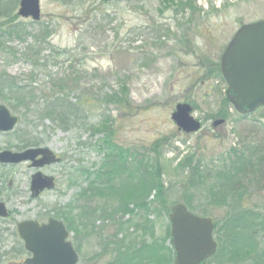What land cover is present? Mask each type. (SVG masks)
Listing matches in <instances>:
<instances>
[{"label": "rangeland", "instance_id": "rangeland-1", "mask_svg": "<svg viewBox=\"0 0 264 264\" xmlns=\"http://www.w3.org/2000/svg\"><path fill=\"white\" fill-rule=\"evenodd\" d=\"M41 1L43 15L38 22L16 13L18 1L13 17L17 15L14 23L21 32L4 33L0 38V73L15 77L22 86L33 84L36 89L49 88L50 76L58 79L74 73L78 83H69L66 93L74 102L84 99L89 120L99 123L107 117L119 145L152 164L160 160L164 166L163 198L170 209L183 198H190L182 170L176 171L184 157L195 154L194 161H203L214 173L228 165L233 148L244 150L258 145L264 149V108L241 116L225 101L227 83L219 75L221 55L234 34L243 24L264 19V0H195L194 9L185 10L180 0ZM123 88L128 98L125 106L104 101L106 95L121 93ZM6 94L11 104L1 94L0 104L9 108L19 123L12 131H0V151L24 150L30 139H44L38 146L56 151L63 162L42 168V172L56 176L57 185L33 200L30 181L37 169L30 166L31 162L0 163V201L13 212L8 219H0V264L24 259L18 222H45L58 217L69 227L65 212L72 206L76 215L82 205L90 206V212L96 214L91 215L88 229L85 226L79 233L71 230L69 239L80 255L78 264H106L113 257L110 240L116 235L125 239L140 233L129 223V215L115 218L126 223L120 231L112 218L99 217L100 209L108 208L110 201L99 196L88 201L80 197L105 159V152L100 151L104 134L79 127L70 131L55 128L42 109L29 110L22 97L19 101L10 92ZM179 102L195 107V115L204 122L200 132L188 135L178 130L171 115ZM221 117L227 122L214 128L212 121ZM85 169L88 174H83ZM156 196L154 190L149 199L155 203ZM195 197V204L205 205L214 220L224 222L231 211L230 207H211L202 195ZM241 206L264 213V187L251 192ZM138 213V218L146 215L143 210ZM160 214L150 215L156 223L157 239H163L170 224L169 214ZM217 234L214 232L215 239ZM259 240L263 249V233ZM213 264L251 262H221L217 257Z\"/></svg>", "mask_w": 264, "mask_h": 264}, {"label": "trees", "instance_id": "trees-1", "mask_svg": "<svg viewBox=\"0 0 264 264\" xmlns=\"http://www.w3.org/2000/svg\"><path fill=\"white\" fill-rule=\"evenodd\" d=\"M18 1L0 0V18L4 21L0 23L2 30L0 38L4 33L21 32L14 23L17 15L13 17ZM60 1L71 4L78 0ZM165 2L174 3L176 0H165ZM194 2L195 0H180L179 4L184 7L183 10L187 7L194 9ZM219 71V75L222 76L221 69ZM77 78L74 73L58 79L50 76L52 83L49 88L36 89L33 84L22 86L18 81L16 82L15 77L0 73V94L6 103L11 104V99L4 96L10 92L12 96L22 97L24 103H27L24 105L29 110L39 112L42 109L48 118H52L55 128L70 131L74 127H79L104 134L103 147L100 151L105 152V159L99 170L94 173L91 185L82 190L80 197L88 201L90 197L99 196L110 201L111 205L108 208L100 209L99 217L104 220L109 218L115 220L119 214L129 215L131 216L129 223L131 222L137 233H140L139 236L138 234L131 238L126 236L125 239H118L116 235L113 241L110 240L109 244L113 245V257L106 264H173L174 251L168 244L171 235L170 224L166 225L163 239H157L154 236L157 232L156 223L150 220L151 214L160 216L162 212L165 214L171 212L167 199L163 198L165 188L161 178L164 166L161 165L160 160L152 164L148 158L138 157L136 153L130 152V149L119 145L115 141L114 126L107 117L99 123L89 120L84 99L74 102L66 93L69 83H78ZM122 90L124 93L114 92L112 95H106L104 101L125 106L128 98L125 88ZM18 100L20 101V98ZM225 101L229 103L227 98ZM41 104H43L42 108H40ZM44 141V139H30L25 148L38 146ZM229 156L228 165L224 170L214 173L212 168H206L202 164L203 161L195 162V154L192 153L177 164L176 171L182 170L180 174L186 178L191 193L190 198H183V203L193 213L199 212L201 216L211 215L205 205L195 204V195L198 194L202 195V199L207 197L211 207L231 209L225 216L224 222L215 220V232L218 233L216 239L219 245L217 254L209 259L208 264H213L217 257H220L221 262L229 260L264 264V248L259 247V235L260 233L264 235V213L256 212L248 206H241L251 192L256 188L264 187V149L258 145L244 150L233 148ZM85 172L88 174L89 170L85 169L83 174ZM154 190H157L154 199L158 206L149 199ZM131 205L134 207L132 208ZM68 209L65 215L68 218L69 228L76 233L82 231L85 226L84 229H88L91 225V215L96 214L90 212L91 208L88 205L80 206L76 215H73L72 206ZM139 210L146 212L143 218H138ZM115 221L119 231L126 226V223L119 219ZM143 236H149V239ZM138 237H141V240L138 241Z\"/></svg>", "mask_w": 264, "mask_h": 264}, {"label": "water", "instance_id": "water-1", "mask_svg": "<svg viewBox=\"0 0 264 264\" xmlns=\"http://www.w3.org/2000/svg\"><path fill=\"white\" fill-rule=\"evenodd\" d=\"M19 2L17 13L22 18L33 22L41 20V0ZM234 35L221 56L222 73L228 83L227 98L240 114H250L264 105V20L243 25ZM193 111L190 103L179 102L172 112V120L179 130L187 134L199 132L202 128V122L196 119ZM18 122L17 116L0 104V131H12ZM225 122L223 118L217 119L213 126L218 128ZM21 162H32L31 167L38 170L31 179L34 196H39L44 189L55 188V177L41 171L46 165L62 162L54 150L47 146H31L20 152L11 149L0 151V163ZM2 217H10L4 201L0 202ZM169 219L174 264H207V259L217 252L218 243L213 237L214 219L193 214L184 203L172 206ZM17 226L27 251L32 254L24 264H78L79 255L68 240L69 230L63 221L51 218L40 224L37 220H23Z\"/></svg>", "mask_w": 264, "mask_h": 264}, {"label": "flooded vegetation", "instance_id": "flooded-vegetation-1", "mask_svg": "<svg viewBox=\"0 0 264 264\" xmlns=\"http://www.w3.org/2000/svg\"><path fill=\"white\" fill-rule=\"evenodd\" d=\"M202 120V119H201ZM202 122H203V120H202ZM59 156V155H58ZM4 164V163H3ZM10 164H13V163H10ZM10 164H7V165H10ZM53 165H57V164H53ZM53 165H49V166H46V167H50V166H53ZM30 166H31V164H30ZM45 168V167H44ZM34 174V173H33ZM54 175V174H53ZM54 177H55V179H56V176L54 175ZM32 179V178H31ZM56 181V180H55ZM30 183H31V181H30ZM32 184V183H31ZM48 191H50V190H47V189H44L42 192H41V194L39 195V196H34V194L31 192V185H30V194H31V197H30V200H33L34 198H40L41 196H43L44 195V193L45 192H48ZM2 201V200H1ZM0 201V202H1ZM7 205V204H6ZM7 207H8V205H7ZM8 209H9V207H8ZM13 212L12 211H10V209H9V216L12 214ZM11 217V216H10ZM9 218V217H8ZM8 218H0V219H8ZM51 218H54V217H50V218H48V220L47 221H45V222H42V221H40V220H37V219H34V220H37L40 224H45V223H47ZM55 218H57L58 219V217H55ZM24 220H32V219H24ZM20 222H23V221H20ZM19 223V222H18ZM18 223L16 224V226L18 225ZM17 232H18V226H17ZM18 236H19V232H18ZM20 237V236H19ZM21 238V237H20ZM21 240H22V246H19L20 247V251H22V252H24V259L22 260V261H15V262H20V263H22V264H24V262H25V260L26 259H28V257H31L32 256V254L29 252V251H27V249H26V247H25V243H24V241H23V239L21 238ZM14 262V263H15ZM8 264H13V263H8Z\"/></svg>", "mask_w": 264, "mask_h": 264}]
</instances>
